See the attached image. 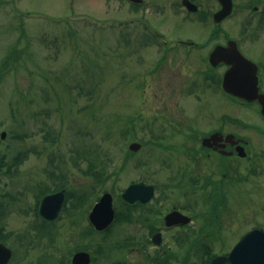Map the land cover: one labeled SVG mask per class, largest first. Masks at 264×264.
Here are the masks:
<instances>
[{
	"label": "rangeland",
	"instance_id": "1",
	"mask_svg": "<svg viewBox=\"0 0 264 264\" xmlns=\"http://www.w3.org/2000/svg\"><path fill=\"white\" fill-rule=\"evenodd\" d=\"M128 13L126 0H0V132L5 131L0 138V160L10 164V169L2 170L0 175V191L15 194L21 204H30L31 211L35 198L46 193V188L52 191L61 185L72 190L73 217L85 226L84 215L103 192L111 193L115 209L121 203V191L129 183L142 180L154 185L151 204L164 213L172 205H184L180 203L184 198L179 192L181 187L163 184L181 166H187L183 146L191 141L198 145L196 137H189L192 132L199 136L211 130L218 125V117L222 120L229 112L232 123L226 122L232 129H240L235 119L247 124L264 123L257 107L220 101L216 86L208 84L203 74L184 69L180 60L166 53L160 44L150 42L139 47L140 38L134 39L133 34L144 30L119 22L128 20ZM148 18L168 38L198 35L201 30L197 26L188 31L154 14ZM90 61L99 67H93L95 73L88 75L84 68ZM92 81L98 83L97 91L88 97L85 89ZM77 86L84 88L81 95ZM78 128L81 133H77ZM245 131L252 140L245 156L248 159H231L234 181L227 186L228 200L221 209L227 210L224 214L220 208L215 211L218 216L222 213L215 236L223 241L213 238L212 254L227 251L241 233L264 221V142L255 130ZM87 139L101 142L102 150L112 159L108 167L112 175L105 180L90 175L86 161L76 151ZM131 141L141 143L140 148L130 151ZM16 155L18 160L13 162ZM200 157L197 172L202 178L203 169H209L214 159ZM210 187L198 184L195 191L202 202L199 200L197 210L210 208L208 201L203 202ZM20 206L9 208L12 224L7 223L1 231L4 241L15 249L9 264H28L37 254L31 242L21 247L15 241L17 231L26 230L31 220L28 216H35L29 213L23 219L14 214ZM212 213L208 217L214 219ZM65 221L66 212L61 211L55 221L57 231L51 249L56 256L63 250L67 257L72 247L67 246L73 242V246L87 247L92 256L90 264H110L118 259L125 264H154L146 256L151 248L139 254L128 239L130 235L137 239L150 237L142 224L113 225L108 241L120 238L129 242L113 253L105 235L71 239L73 234ZM199 224L200 219H193L189 225L193 232L189 226L163 231L164 249H175L184 258L185 248H178L173 237L181 231L187 243L196 233L199 235L195 232ZM99 242L102 246L106 243V251L96 252ZM200 255L199 249L192 250L186 264H201ZM179 259L172 264H179Z\"/></svg>",
	"mask_w": 264,
	"mask_h": 264
},
{
	"label": "flooded vegetation",
	"instance_id": "2",
	"mask_svg": "<svg viewBox=\"0 0 264 264\" xmlns=\"http://www.w3.org/2000/svg\"><path fill=\"white\" fill-rule=\"evenodd\" d=\"M126 1L129 5L128 23L131 24L133 28L138 27L141 31L144 30L141 34H133L134 39L137 37L140 38V40H138L140 43L139 47L151 44L150 42L160 44L164 47L166 53L180 60L184 69H187L192 73L203 74L204 78L207 79L208 84L211 83L216 86V90H218L221 97L220 101H223V103L234 102L245 108H250V106L257 107L258 112L260 113L261 104L258 99L248 101L224 91L222 88L223 77L225 72L232 67V62L226 59H214L212 61L210 59V54L216 47H228L229 41H235L240 53L256 64L258 89L259 92L264 93V0H230V10L228 9V0ZM150 14L157 15L163 21L169 23L173 22V25L183 27L188 31L197 26H200L201 30H198V35L189 33L182 35L179 38H168L166 34L159 32L150 23L148 18ZM148 31H151L152 33H149ZM251 51H254V53ZM230 53L231 51L228 50L224 52V54ZM229 113H225L226 115L222 120L218 117V125L199 136L197 133L194 134L192 131H187L192 132L189 137L192 139L196 137L198 145L194 146L191 141L190 145L183 146L184 152L188 155L187 166H185V168L181 166L178 169V172L171 175L169 181L163 184L164 187L171 186L176 189H178L177 186H180L181 189L179 192L183 195V200H186H182L180 203H184V205L179 204L178 207L172 205L170 209L166 210L164 213H160L159 206L151 204L152 198L155 196L154 185L138 180L136 182H144L147 185H153L154 194L144 201L136 199L130 202L121 197V203L115 207L119 212V216H122L117 222H122V224H142L148 229L150 234L148 239H142L141 237L137 239L135 235H130L128 239H130V243L133 244L132 249L139 254L140 250L146 251V247L151 248V251L147 252L146 256H148V260L154 264H172V262L178 261L181 254H179L177 250L173 249L172 252H169V249H164L162 244V233L163 231H177L186 226L188 227L193 219H200L198 229L195 231L200 232L199 235L196 233L195 237L187 243L184 242L186 235L182 234L181 231L173 237L174 240H177L175 245L178 248H185L184 258L182 256V259H179V264L180 262L186 264L189 261L186 257H188V253L192 250L198 251L202 246H207L208 248L213 249L212 244H214L216 240L221 239L223 241L222 237L215 236L217 235L215 229L218 228L219 218L224 212V210L222 212L221 209L225 207L228 200L226 194L227 186L231 184L234 176L233 170H235V166L232 165L231 159H248L245 156L247 155L252 140L248 137L245 130L249 128L255 130L264 142V123L247 124L239 119H235L234 122L237 123V126L240 129H232L226 122V120H228L229 123H232V116L231 113ZM262 118L264 119L263 116ZM208 137L210 139L206 140V143L203 144V139ZM201 153L206 156H212L214 161L213 163L208 164L211 165L209 169H203L204 177L199 178L197 170L200 165L199 157ZM240 153L245 154L241 155ZM261 153H263L264 156L263 149L261 150ZM206 156H201L200 159L203 160ZM9 167L10 164L6 165V162H2L1 159L0 175L3 174L2 170L5 172V169L8 170ZM200 183L206 184L207 187L210 185L211 187L209 188V193H207L203 199L204 203L207 201L209 202L210 208L199 211L197 209H199V200L201 201V199L197 194L198 192L195 190ZM122 192L123 191H121V193ZM68 199L65 189V198L57 216L54 218H47L39 211V203L41 199L38 200V197L35 198L33 211H31L29 210L30 204L26 206L24 203L21 204L22 200L20 201L15 194L12 195L10 193L8 194L6 191H0V242L12 250L11 258L6 264H9L14 259L13 254L15 253V249L4 241L6 239H4V234L1 231L3 229L2 227H6L7 223L10 222L12 224L9 218L10 215L12 216V214H10L11 212L9 213V208L12 205L18 207L21 204L20 211H17L14 214L22 216L23 219H25L26 215L29 213L35 215L33 219L28 216L31 220L28 222L26 230L17 231L18 235L15 239L21 247L24 246V242H31L30 245L34 246L37 250L36 256L33 257V260H30L28 264H74L72 258L74 254L79 251L88 252L91 256V253L87 250L85 245L76 244L73 246V242L67 246H72L67 251V254H69L67 257L63 254V250L59 251L60 254L58 256H56L55 252L51 251L57 231L55 221L60 216L61 211L66 212L67 221H65V225L73 234L71 239H82L87 237L88 234H101L102 236L107 234L111 235L112 229L97 230L93 224L89 222V211L86 212V216L84 215L87 221L85 226L79 225L73 217V199L70 198V202H68ZM67 202L69 206L66 209ZM202 204L203 203H201V205ZM219 208L220 212H222L220 216L215 213ZM226 210L227 209H225L224 213H226ZM173 211H177L184 217H187V220L167 223L166 217ZM210 212H213L214 219L208 217L210 216ZM115 213L117 215L116 210ZM125 213H128V215ZM13 225L19 226L20 224ZM90 226L91 228H89ZM254 228H261L264 230V221L260 224L251 226L244 232ZM73 229H75V232H73ZM188 230L193 232V229L191 231V226H189ZM243 233H241V235ZM201 235H204L205 237H199ZM111 237L112 236H105L104 240L107 243H110L108 246L112 245L111 251L113 253H116L117 249L129 244L128 241L123 242L126 239L123 240L120 238L109 242L108 240ZM222 241L219 242L222 243ZM100 245V243H97L96 247H98L99 250L96 252L101 251ZM232 246H230L227 251L220 252V254L227 255ZM154 249H156L155 253ZM102 258H104L103 254H101V259ZM121 262L122 260L120 261L118 259L112 262V264H123ZM223 264H230V262L226 260Z\"/></svg>",
	"mask_w": 264,
	"mask_h": 264
},
{
	"label": "water",
	"instance_id": "3",
	"mask_svg": "<svg viewBox=\"0 0 264 264\" xmlns=\"http://www.w3.org/2000/svg\"><path fill=\"white\" fill-rule=\"evenodd\" d=\"M231 8V1L228 0V9ZM228 47L218 46L210 54V59H226L232 62L223 77V89L235 96L244 98L248 101L258 99L261 104V113L264 115V93L259 92L257 85V66L255 63L245 58L238 50L235 41L231 40ZM231 51L230 54H224L225 51ZM1 137L5 135V131H1ZM204 138L203 144L206 140ZM141 144L137 141L129 143L131 150H137ZM244 155V153H240ZM153 186L144 182L130 184L122 193V196L132 202L136 199L142 201L147 200L153 195ZM64 199V190L61 189L55 193L45 195L40 202L39 211L47 218L57 216ZM114 218V209L112 205V195L109 192L103 193L98 201H96L90 212L89 220L93 226L102 230L106 228ZM167 223L176 221H186L184 217L177 211L169 213L166 217ZM11 257V249L0 242V264H6ZM90 255L88 252L79 251L74 254L72 262L74 264H88ZM226 260L230 264H264V230L254 228L244 232L237 242L232 246L227 255L215 256L210 264H223Z\"/></svg>",
	"mask_w": 264,
	"mask_h": 264
},
{
	"label": "trees",
	"instance_id": "4",
	"mask_svg": "<svg viewBox=\"0 0 264 264\" xmlns=\"http://www.w3.org/2000/svg\"><path fill=\"white\" fill-rule=\"evenodd\" d=\"M95 66H97V68L99 67V65L92 64V61H90L88 64V67L84 68L85 72L88 75H90V72L95 73L94 72L95 70L93 69V67H95ZM77 84L80 85L81 83L77 82ZM96 84H98V83H94V81H92L89 83V85L86 86L87 89H85V90H87L88 97H90V95H92V93L97 91ZM95 86H96V88H95ZM77 89H78V93L80 95L84 91V88H82V86H77ZM91 109L94 111V108H91ZM92 112H90V113L92 114ZM76 131H77V133H81V130H79V128ZM44 138H45V136H44ZM86 141L87 142L86 143L84 142L83 146H80L81 149H78L76 151H77L78 155L80 156V158L86 161L87 172H89L90 175H92L95 179L105 180L107 177H109V175H112V173L108 169L109 163L112 161V159L109 156L108 152L102 150L101 142H99L97 140H93V141L88 142V139ZM16 160H18L17 155L14 156L13 162H16ZM126 160H127V158H124L123 162H126ZM115 173L116 172L113 170V174H115ZM60 187H62V186L57 185L55 188L57 189ZM66 196H67V198H73L75 200L74 194L72 193V190H68ZM125 214L128 215V213H125ZM117 216H119L118 211H117ZM121 218H122V216H121ZM119 220H120V216L118 217V221ZM89 228H91V226ZM101 248H102V250H105V247L101 246ZM210 250L211 249L208 248L207 246H202L199 248V252L201 254L200 255V259L202 262L201 264H209L211 257L215 255V254H212Z\"/></svg>",
	"mask_w": 264,
	"mask_h": 264
}]
</instances>
